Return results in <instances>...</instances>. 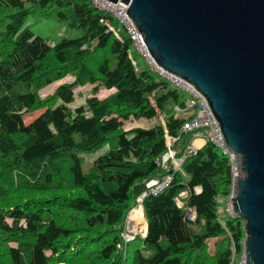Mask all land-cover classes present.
<instances>
[{"label":"trees","instance_id":"obj_1","mask_svg":"<svg viewBox=\"0 0 264 264\" xmlns=\"http://www.w3.org/2000/svg\"><path fill=\"white\" fill-rule=\"evenodd\" d=\"M26 2L0 0L8 19L0 29V264H234L245 230L241 219L219 212L218 198L231 193L233 180L228 155L209 141L184 162V174L173 173L165 190L144 198L146 234L119 249L124 218L145 189L143 180L166 174L156 160L167 149V136L179 137L175 147L191 138L182 131L188 118L174 111L185 94L140 66V55L127 51L130 39L120 42L107 31L111 16L91 0ZM31 13L66 21L82 34L50 44L29 27L21 29ZM66 75L73 76L70 83L40 96ZM85 84L114 90L102 99L86 97L71 110L67 104ZM38 109L25 123V114ZM158 112L162 123L123 128ZM113 132L114 145L84 173L79 151L104 145ZM188 207L193 218L186 216ZM214 237L211 254L207 242Z\"/></svg>","mask_w":264,"mask_h":264},{"label":"water","instance_id":"obj_2","mask_svg":"<svg viewBox=\"0 0 264 264\" xmlns=\"http://www.w3.org/2000/svg\"><path fill=\"white\" fill-rule=\"evenodd\" d=\"M120 2L157 66L206 99L238 161L230 201L244 264H264V0Z\"/></svg>","mask_w":264,"mask_h":264},{"label":"built area","instance_id":"obj_3","mask_svg":"<svg viewBox=\"0 0 264 264\" xmlns=\"http://www.w3.org/2000/svg\"><path fill=\"white\" fill-rule=\"evenodd\" d=\"M95 7L102 11L107 12L112 18V24L105 21L107 31L113 32L120 42H124V37L130 39L132 48L128 47L127 51L135 50L143 59L145 65L152 71L156 72L159 77L168 81L173 87L182 91L185 94V100L183 106L175 105L174 111L181 113L188 119L183 124L182 131L189 132L191 138L182 144V146L172 147L168 141L177 142L179 137L166 138L167 149L157 158L156 164L159 168L166 170V174L159 178H149L144 180L145 189L136 196V207L139 208V213L135 217H131L129 214L125 216L123 226L125 229H121L120 238L122 244H119V249H122L126 243L134 240L139 235H145L146 225L143 211V200L147 195H157L165 190L172 181L173 173L180 172L184 174L182 166L184 162L191 156L197 154L198 150L209 141L222 153L227 154L230 162V169L232 174V180L239 172L237 157L228 151L225 146L224 140L221 136L219 124L215 119L209 105L204 96L189 82L184 79L171 74L159 66L152 58L150 52L147 50L145 44L142 41L141 34L135 29L134 23L128 18L126 13L127 5L117 1L111 2L110 0H91ZM132 64L137 68L136 60L131 58ZM170 146V147H168ZM234 157V158H233ZM236 157V160H235ZM195 190H199L198 187ZM185 196V193H181L180 197L176 198L179 206L183 203L180 202ZM186 216L193 218L194 214L191 208H187ZM229 215L233 216L234 213L230 208ZM144 219V224L141 220ZM123 228V227H122Z\"/></svg>","mask_w":264,"mask_h":264},{"label":"rangeland","instance_id":"obj_4","mask_svg":"<svg viewBox=\"0 0 264 264\" xmlns=\"http://www.w3.org/2000/svg\"><path fill=\"white\" fill-rule=\"evenodd\" d=\"M22 1H24L25 6H28V2H26L28 0H22ZM126 5L128 8V4H126ZM11 11H13V10H10V11L6 10L4 12L10 13ZM2 15L3 14L0 13V29H2L3 23L8 20L7 18L3 19L2 17H4V16H2ZM24 27H29L34 35H38V36L43 37L50 44L57 43L58 41H60L61 39H64V38H67V39L77 38V37L81 36V34H82V31L80 29L69 27V25L66 21H57L54 19L41 18V17H38L37 14H35V13L29 14V16L26 18L25 23L22 25L21 29ZM136 60L140 66L145 65L143 59L140 56H138L136 58ZM72 80H73V76L66 75L62 79L56 80V81L50 83L49 85L45 86L44 88H42L39 91V94L42 97H46L48 95H51L58 85H61L64 83H70ZM95 86H96V84H85L84 86H79L75 90L74 101L67 104V106L71 110H73L75 107L84 104L86 97H89V96H92L93 94H95L98 98L102 99V98L107 97L114 90V89H106L102 86H98V89L95 90L94 89ZM60 103H62V101L57 100L55 105H58ZM42 111H43V109H38V110H35L31 113L25 114L24 122L25 123L30 122L33 118H35ZM72 114H74V112H72ZM156 117L157 118H153V119H148V118H140V119H136V120L132 119L131 121L124 122L123 128L125 130H128L129 128H131L133 126L149 127L150 125H155V124L161 122V120L163 118L162 115L159 114V112H158V115ZM111 135L113 137L109 138L104 145H102V146H100L94 150H91V151H79V157L81 158V170L84 173L88 172L91 169L92 163L98 155H100L102 152H104L109 147L114 145V141H115L114 136L116 135V133L113 132V133H111ZM168 143L172 147V145L175 144L176 142L169 140ZM170 146H168V147H170ZM180 146H182V144H180ZM235 160H236V157H235ZM161 170H163V169H161ZM163 171L166 172V170H163ZM234 184H235V182H233V189H234ZM233 189H231V193H229L228 195H224V194L222 195L221 194L219 196L218 205H219V212L220 213L223 212V213L227 214L229 212V210L231 208L230 197L232 195ZM76 193H77V191L72 192V193H70V196L75 195ZM135 201H133L131 203L129 209L127 210V215L129 214L131 217H135V215L137 213H139V208L136 207ZM180 202L183 203V200H180ZM141 222L144 224V219L141 220ZM243 227H244V223H243ZM122 229H125V225L123 226ZM217 240H218V238L214 237V238L209 239L207 242V251L210 252L211 254L214 252ZM238 263L244 264L243 252H242L241 257L238 255L234 257V264H238ZM127 264H132V262L129 260V261H127Z\"/></svg>","mask_w":264,"mask_h":264},{"label":"clouds","instance_id":"obj_5","mask_svg":"<svg viewBox=\"0 0 264 264\" xmlns=\"http://www.w3.org/2000/svg\"><path fill=\"white\" fill-rule=\"evenodd\" d=\"M148 179H149V178H148ZM145 180H147V179H145ZM143 183H144V181H143ZM144 184H145V183H144ZM145 188H146V187H145ZM139 194H140V193H139ZM135 198H136V197H135ZM143 211H144V209H143ZM126 214H127V213H126ZM144 219H145V216H144ZM145 225H146V220H145ZM146 228H147V225H146ZM120 232H121V231H120ZM145 234H146V233H145ZM139 236L144 237V235H139ZM139 236H137V237H139ZM137 237H136V238H137ZM136 238H135V239H136ZM135 239H134V240H135ZM132 241H133V240H132ZM130 242H131V241H130ZM128 243H129V242H128Z\"/></svg>","mask_w":264,"mask_h":264},{"label":"bare ground","instance_id":"obj_6","mask_svg":"<svg viewBox=\"0 0 264 264\" xmlns=\"http://www.w3.org/2000/svg\"><path fill=\"white\" fill-rule=\"evenodd\" d=\"M119 1V0H118Z\"/></svg>","mask_w":264,"mask_h":264}]
</instances>
